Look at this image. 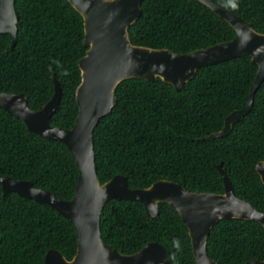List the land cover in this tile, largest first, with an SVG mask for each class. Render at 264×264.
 <instances>
[{
  "label": "trees",
  "instance_id": "16d2710c",
  "mask_svg": "<svg viewBox=\"0 0 264 264\" xmlns=\"http://www.w3.org/2000/svg\"><path fill=\"white\" fill-rule=\"evenodd\" d=\"M264 35V0H212ZM18 13L12 36L0 34V93L24 94L40 110L54 93L61 100L50 124L70 130L78 114L75 90L79 60L85 55L83 19L66 0H14ZM141 15L128 29L133 45L184 54L230 41L235 33L196 0H144ZM257 67L243 56L198 69L180 90L157 79H128L115 91L117 103L93 131L95 169L100 184L121 175L129 188L160 180L190 192L223 193L217 166L240 199L264 213V185L255 165L264 161V81L251 111L224 138L198 141L219 131L224 118L243 109ZM79 170L64 144L29 132L0 109V176L29 181L61 200L73 198ZM103 242L125 255L148 243L161 244L173 264H195L187 228L164 203L150 219L139 202L112 199L102 208ZM74 224L45 204L0 185V264H44L48 250L66 260L76 254ZM208 257L217 264L264 260V228L257 222H217L207 239Z\"/></svg>",
  "mask_w": 264,
  "mask_h": 264
},
{
  "label": "water",
  "instance_id": "95a60500",
  "mask_svg": "<svg viewBox=\"0 0 264 264\" xmlns=\"http://www.w3.org/2000/svg\"><path fill=\"white\" fill-rule=\"evenodd\" d=\"M83 19L85 55L79 60L80 83L75 90L78 114L74 126L66 130L50 124L58 109L61 88L53 73L54 93L40 109L32 110L24 94L0 93V109L20 119L29 132L65 145L79 170L74 196L69 201L53 193L8 176H0L3 194L13 192L39 204H45L70 220L76 230V254L66 260L57 250H48L44 264H173L165 248L152 242L131 255L106 245L100 232V215L109 200H129L144 206L150 219L164 203L177 212L188 231L195 264H217L207 254V239L220 221L239 219L254 221L264 228V213L235 195L231 182L217 166L223 182V193L190 192L177 183L160 180L143 189L129 188L121 175L100 184L95 169L93 131L117 103V86L128 79L154 82L160 79L176 91L191 80L198 69L243 56L256 65L254 82L243 109L229 113L222 128L198 141L228 136L234 124L243 120L252 109L254 94L264 81V35L255 32L243 18L212 0H196L232 29V40L207 48L179 54L168 49H152L133 45L128 29L141 15L144 0H66ZM14 0H0V34L12 36L14 48L18 13ZM255 172L264 185V161L255 165ZM246 264H264L248 261Z\"/></svg>",
  "mask_w": 264,
  "mask_h": 264
}]
</instances>
